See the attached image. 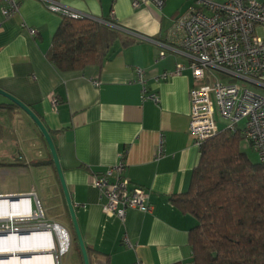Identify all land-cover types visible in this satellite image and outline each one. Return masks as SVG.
<instances>
[{
	"label": "crops",
	"instance_id": "0c3cea01",
	"mask_svg": "<svg viewBox=\"0 0 264 264\" xmlns=\"http://www.w3.org/2000/svg\"><path fill=\"white\" fill-rule=\"evenodd\" d=\"M15 2L19 12L8 19L1 14L5 0L0 5V88L30 106L50 132L90 264H193L189 235L197 220L174 200L188 192L200 160L189 132L194 79L190 68L160 79L179 65L189 66L168 34L193 1L166 0L161 10L149 0ZM51 5L114 26L133 43L122 47L117 42L100 66L61 72L48 52L64 14L50 10ZM153 94L158 102L143 97ZM9 103L0 95L5 105L0 108V177L29 183L0 195L34 191L46 220L68 232V253L73 249L76 264H84L47 142L31 118ZM218 123L224 124L219 118ZM122 160L125 177L131 186L147 190L154 208L152 213L129 209L125 222L103 213L92 183L93 176Z\"/></svg>",
	"mask_w": 264,
	"mask_h": 264
},
{
	"label": "built area",
	"instance_id": "2783aa9c",
	"mask_svg": "<svg viewBox=\"0 0 264 264\" xmlns=\"http://www.w3.org/2000/svg\"><path fill=\"white\" fill-rule=\"evenodd\" d=\"M149 1L160 10L166 2ZM192 1L188 12L177 18L168 34V38L175 42V47L180 49L174 50L189 60V66L179 65L160 79L167 80L181 75L187 68L191 69L194 85L190 90L189 132L195 147L201 149L207 140L221 131L219 118L227 124L223 130L241 133L264 162V2L229 0L217 4L213 0ZM5 4L1 9L4 18H11L19 12L15 0H5ZM133 5L137 7L139 2L135 1ZM49 9L73 19L84 18L81 14L62 10L56 5L49 6ZM29 32L32 36L37 34L31 28ZM138 74L142 77L143 71L138 70ZM238 80L258 87L263 93L250 91L246 87L241 90L236 83ZM143 97L159 101L155 94ZM51 101L54 107L59 104L55 97ZM244 120L245 125L240 129L239 125ZM124 172L122 160L105 174L92 178L93 186L100 194L103 213L122 222H125L129 209L142 213H152L154 209L147 190L141 186H131ZM3 203L18 206L21 214L12 215L9 210L14 208L3 207ZM57 226L46 220L34 191L0 195V243L8 237L24 238L34 233L50 232L51 238L46 237L48 240L45 241L54 244V253H57L59 246V255H55L54 263L60 264L59 256L68 253L71 242L68 232L63 228L69 245L65 251L61 250ZM125 242L129 244L127 238Z\"/></svg>",
	"mask_w": 264,
	"mask_h": 264
},
{
	"label": "trees",
	"instance_id": "16d2710c",
	"mask_svg": "<svg viewBox=\"0 0 264 264\" xmlns=\"http://www.w3.org/2000/svg\"><path fill=\"white\" fill-rule=\"evenodd\" d=\"M117 42L125 47L133 40L107 24L63 16L48 59L61 72L100 66ZM244 141L241 133L223 129L207 140L188 192L174 200L197 220L189 235L193 264H264V162L250 161L241 149ZM49 164H54L52 159Z\"/></svg>",
	"mask_w": 264,
	"mask_h": 264
},
{
	"label": "bare ground",
	"instance_id": "6f19581e",
	"mask_svg": "<svg viewBox=\"0 0 264 264\" xmlns=\"http://www.w3.org/2000/svg\"><path fill=\"white\" fill-rule=\"evenodd\" d=\"M7 206L14 208L9 210L12 215L21 214L18 206L12 207L9 203H3V207ZM56 233L61 240V250L65 251L69 245L66 232L57 228ZM46 237L51 238L50 232L34 233L24 238L8 237L0 243V255H4L0 257V264H55V247L53 243L45 241L48 240Z\"/></svg>",
	"mask_w": 264,
	"mask_h": 264
},
{
	"label": "water",
	"instance_id": "95a60500",
	"mask_svg": "<svg viewBox=\"0 0 264 264\" xmlns=\"http://www.w3.org/2000/svg\"><path fill=\"white\" fill-rule=\"evenodd\" d=\"M0 95L5 97L7 100H9L12 104L16 105L18 108H20L23 112H25L30 118L31 120L35 123V125L38 127V129L40 130L42 136L44 137L45 141L47 142V145L49 147L53 162L55 164L60 182H61V186L62 189L64 191L65 194V198L67 201V205L69 208V212L71 215V219H72V223L74 226V230H75V234L81 249V253L83 256V260H84V264H90V260H89V256H88V250L86 248V245L84 243L77 219H76V214H75V210H74V204L72 202L69 190L67 188L66 182H65V178H64V174L60 165V161L58 158V153L56 150V147L54 145V141L51 137L50 132L48 131V129L46 128V126L44 125V123L42 122V120L40 119V117L31 109L30 106L26 105L25 103H23L21 100H19L18 98H16L15 96L11 95L10 93L4 91L3 89L0 88ZM14 198V197H11ZM57 228H61L60 226H57ZM64 230V229H63Z\"/></svg>",
	"mask_w": 264,
	"mask_h": 264
},
{
	"label": "rangeland",
	"instance_id": "374dc122",
	"mask_svg": "<svg viewBox=\"0 0 264 264\" xmlns=\"http://www.w3.org/2000/svg\"><path fill=\"white\" fill-rule=\"evenodd\" d=\"M264 82V78L262 79ZM240 89L242 90L244 87L248 88L250 91L256 93H263L258 87L246 84L243 81H236ZM227 124H221L219 127L220 129L225 128ZM245 125V120L241 122L239 128L242 129ZM242 151L248 156L251 162L258 163L260 161L258 154L249 146L248 142L245 140L241 145ZM29 181L26 178H19L15 176L9 177H0V193L11 192V191H18L19 189H23L28 185ZM35 207V205H34ZM54 214V213H53ZM74 247V245H73ZM59 246L57 247V253H54V256L58 254ZM59 255V254H58ZM59 262L61 264H76V257L74 255L73 249L70 253L65 254L63 256H59Z\"/></svg>",
	"mask_w": 264,
	"mask_h": 264
}]
</instances>
